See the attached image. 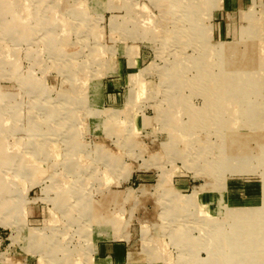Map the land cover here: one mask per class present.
<instances>
[{
  "label": "rangeland",
  "instance_id": "1",
  "mask_svg": "<svg viewBox=\"0 0 264 264\" xmlns=\"http://www.w3.org/2000/svg\"><path fill=\"white\" fill-rule=\"evenodd\" d=\"M241 1L0 0V264H264Z\"/></svg>",
  "mask_w": 264,
  "mask_h": 264
},
{
  "label": "crops",
  "instance_id": "2",
  "mask_svg": "<svg viewBox=\"0 0 264 264\" xmlns=\"http://www.w3.org/2000/svg\"><path fill=\"white\" fill-rule=\"evenodd\" d=\"M242 2L243 1L240 2V0H230V4H234V5H242ZM233 9H235V7ZM215 19H216L215 22L217 23L218 28H217V30H215L214 33H215L216 37L224 38L225 35H227L225 33V31H226V29L228 30V28H229V27H227V25L229 24L228 23V21H229L228 20V14H226V11H225V13L224 12L221 13L220 16L216 17ZM107 263H109V262H107Z\"/></svg>",
  "mask_w": 264,
  "mask_h": 264
}]
</instances>
